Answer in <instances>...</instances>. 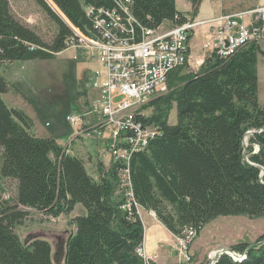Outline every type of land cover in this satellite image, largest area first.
<instances>
[{
    "label": "trees",
    "instance_id": "1",
    "mask_svg": "<svg viewBox=\"0 0 264 264\" xmlns=\"http://www.w3.org/2000/svg\"><path fill=\"white\" fill-rule=\"evenodd\" d=\"M36 1L56 23L57 33L51 43L45 42L14 15L10 0H0V66L42 50H64L76 36L73 27L85 33L93 28L85 6H117L116 0ZM189 1L195 12L201 0ZM129 5L148 27L172 26L189 18L176 0H130ZM260 51L264 53L260 41L253 39L229 56L208 53L197 71H184L185 65L172 73V90L147 103L154 105V112L143 119L159 126L161 133L144 149L132 151L131 187L122 185L118 162L111 160L106 168L98 161L95 177L84 158L53 134L34 132L32 117L2 97L10 81L0 71V179L13 178L17 186L16 197L0 203V264H55L49 240L24 241L16 231L28 214L23 207L57 216L82 204L83 211L71 217L75 229L66 238L65 264H146L138 252L144 224L137 204L153 210L179 236L189 227L199 234L220 215L264 216ZM174 102L177 122L170 123ZM252 129L256 131L249 134L245 153L243 139ZM262 235L255 243L242 241L231 247L242 257L222 253L214 264H264Z\"/></svg>",
    "mask_w": 264,
    "mask_h": 264
},
{
    "label": "built area",
    "instance_id": "2",
    "mask_svg": "<svg viewBox=\"0 0 264 264\" xmlns=\"http://www.w3.org/2000/svg\"><path fill=\"white\" fill-rule=\"evenodd\" d=\"M129 1L116 0L117 6L113 8L87 5L86 13L92 18L93 28L85 33L73 27L76 36L67 41L68 45H84L92 59L104 64L105 78L100 81L103 72L96 69L92 85L99 91L97 97L88 103L87 110L69 113L66 119L77 127L78 134L111 139L106 144L111 160L121 164L118 169L122 185L131 187L132 149H144L150 137L161 133L155 123L144 121L150 115L143 106L172 90V73L189 63L188 35L195 32L197 25L210 23L213 37L208 35L203 49L207 54L218 49L229 56L252 39L263 36L264 4L208 19L188 18L172 26L148 27L134 16ZM129 193L132 194L131 189ZM196 234L189 227L183 237L188 241ZM141 248L138 247V252L144 255ZM184 255L183 261L191 258L188 250Z\"/></svg>",
    "mask_w": 264,
    "mask_h": 264
},
{
    "label": "rangeland",
    "instance_id": "3",
    "mask_svg": "<svg viewBox=\"0 0 264 264\" xmlns=\"http://www.w3.org/2000/svg\"><path fill=\"white\" fill-rule=\"evenodd\" d=\"M228 1L238 3L244 0ZM10 4L12 12L21 22L35 30L45 42L51 43L57 33V25L36 0H10ZM188 4L189 0L177 1V5L181 9ZM192 39L199 41L201 37L197 34ZM199 68V66L188 63L184 67V71H197ZM96 69H100L103 72L99 78L102 81L105 78V66L97 58L92 59L84 45H72L60 52L42 50L35 57L6 61L1 64V73L10 81V88L2 94V97L9 106L20 107L32 117L34 132L41 136L53 134L60 144L65 146L70 141L71 136L78 131H76V126L66 120V116L69 113L81 112L82 109L79 102L84 100L85 91L90 96L93 92L98 95L97 89L92 85ZM257 71L259 76V101L264 105V53L261 51L257 55ZM120 98L116 97V100ZM147 103L143 107L145 112L151 116L154 112V105L147 106ZM97 119H99V116H97ZM47 121L50 122V125H46ZM168 121L170 123L177 122L176 102H174L170 111ZM108 132L109 125L105 126V134L107 135ZM81 137V139H73V144L70 147L72 146L75 153L84 158L89 171L98 177L97 163L99 158L108 160L111 157L106 147L107 142H110L111 139L99 136L96 137L99 141L96 144V138L94 137H90L87 134ZM2 154L3 149L0 147V165ZM92 157L94 158L93 162L90 161ZM16 193V181L13 178L1 177L0 203L3 199H14ZM23 208L28 211V214L21 222L17 223L15 228L20 238L24 241L33 237L46 238L51 242L55 264H65L62 252L66 246V238L75 229V225L71 222V217L80 212V209L75 207L71 212L54 216L33 207ZM221 217L227 220L225 221L226 224L215 230L213 236L212 231H210L212 229L209 226L204 228L201 238L197 241V247H193L191 251L190 245L196 241L199 234L194 235L188 241H186L185 237L177 235L175 243L177 249L183 248L184 251L178 250L174 252L173 262L170 264H210L214 259L212 257L213 252H216V255L217 251L222 248L233 250L231 247L242 241L255 243L264 234V216L250 217L246 214H231L222 215ZM211 240H216L217 242H213L212 248L208 252V249H204V247ZM184 244L186 245L183 246ZM187 250L191 254V258L188 261H183ZM141 252L144 254L140 255L145 262L153 261L148 255L144 241ZM176 254L180 258L182 257L181 263L180 258L179 261L178 258L177 262L175 261Z\"/></svg>",
    "mask_w": 264,
    "mask_h": 264
},
{
    "label": "crops",
    "instance_id": "4",
    "mask_svg": "<svg viewBox=\"0 0 264 264\" xmlns=\"http://www.w3.org/2000/svg\"><path fill=\"white\" fill-rule=\"evenodd\" d=\"M177 1L178 0H176V5H177ZM259 4H264V0H244V1L238 2V3L230 2L228 0H201L200 4H199V6L195 12H193L192 4L190 1H189V4L185 8L181 9L178 7V5H177V8L180 11L187 13L189 15V18L208 19V18L219 16V15L231 14V13H235L237 11L250 9V8L257 6ZM168 22L166 21V23H168ZM213 30L214 29H212V26L210 25V23H202V24L196 26L195 32L190 38L191 41H190L189 64H191V65L193 64L194 66H200L201 63L204 61L207 53H206V50L203 49V43L208 38V35L211 38L213 37V33H212ZM197 34H199L201 37V39L199 41L198 40L195 41L192 39V37L197 35ZM260 44H261L262 49L264 50V48H263V46H264V32H263V36L260 39ZM197 47H199V49H197ZM84 93H85L84 98H83L84 100L81 99L83 101L79 102L81 105V109H82L81 112H84V110L87 108L88 103L92 99L97 97V95L94 94V92L91 94V96L86 91ZM89 99H90V101H89ZM76 131H77V128H76ZM81 136H83V135L78 134L76 132L74 135L71 136L70 141L64 147L68 146V150L72 153H75V150L72 148V146L70 147V145L72 144L73 139H75V138L81 139L82 138ZM98 142L99 141L96 138V144H98ZM255 148L257 149L258 145H255ZM89 155H90V153H89ZM93 159L94 158L92 157L90 161L93 162L94 161ZM98 161H102L104 166L106 168H108L110 163H111V157H109L108 160H104V159L99 158ZM86 166H87V163H86ZM96 176L97 175H95V177ZM76 207L80 209L79 210L80 212L83 211L82 210L83 207L80 206V204H78ZM137 208L139 211V215H140V217L143 221V224H144V229H145V233H144L145 240H144V242H145L146 248L148 250V255L157 264H167L169 261H170L169 264L172 263L173 257H174V255H173L174 252L179 250V249H177V246L175 244L178 236L176 234H174L171 230H169L159 220V218L157 217L156 213L153 210L146 209L145 207H143L141 205H138ZM221 216L222 215L212 219L210 222H208L206 225H204V227L201 229L196 241L193 242L192 245H190V251L192 250L193 247H197V241L199 240V238H201V233H202L204 228L209 226L212 229L210 231H212V236H213L215 230L220 229V227H222V225L226 224L225 221H227V220L223 219V217H221ZM213 242H217V241L211 240L209 243H207V245L204 247V249H208V252H209L212 248ZM171 255H173V256H171ZM175 256H176L175 261L177 262V258L179 261L180 256L178 257L177 254Z\"/></svg>",
    "mask_w": 264,
    "mask_h": 264
},
{
    "label": "water",
    "instance_id": "5",
    "mask_svg": "<svg viewBox=\"0 0 264 264\" xmlns=\"http://www.w3.org/2000/svg\"><path fill=\"white\" fill-rule=\"evenodd\" d=\"M54 9L61 15V17L67 22V23H69V25H71L72 26V24L70 23V21L67 19V17L57 8H55L54 7ZM263 128H261V129H259V130H262ZM254 131H256V129H252V130H248L247 132H246V134H245V136H244V139H243V143H244V147H245V153H246V147H247V145H248V142H247V139H248V136H249V134H251V133H253ZM245 157L247 158V154H245ZM264 173V169L262 168V174ZM65 245H66V243H65ZM65 248H66V246H65ZM65 250L66 249H64L63 250V252H62V255H63V257H64V255H65ZM222 253H229V254H231V255H233L234 257H236V258H240V257H242L241 256V254H238V253H236V251H233V250H231V249H227V248H222V249H220L219 251H217V254L215 255V257H214V259L210 262V264H214L215 263V261H216V259L218 258V256L220 255V254H222ZM242 255H244V254H242ZM54 259V258H53Z\"/></svg>",
    "mask_w": 264,
    "mask_h": 264
},
{
    "label": "bare ground",
    "instance_id": "6",
    "mask_svg": "<svg viewBox=\"0 0 264 264\" xmlns=\"http://www.w3.org/2000/svg\"><path fill=\"white\" fill-rule=\"evenodd\" d=\"M254 8V7H253ZM190 19H192V18H190ZM194 34V31H192L191 32V34L190 35H188V38H189V42H188V45H189V50H190V38H191V36ZM256 39H258V40H260L261 38H256ZM253 40V39H252ZM250 42V41H249ZM248 42V43H249ZM247 44V43H246ZM244 46V45H243ZM242 47V46H241ZM217 52L220 56H224L225 57V55L223 54V53H221V52H219L218 51V49H214L213 50V52ZM213 52H210L209 54H211V53H213ZM235 53V52H234ZM88 108H86L85 110H87ZM156 136H152V137H150V139L149 140H151V139H153V138H155ZM149 140L147 141V145L149 144ZM137 150H142V149H132V151H137ZM215 253L216 252H213L212 253V257H215ZM236 253H238V252H236ZM238 254H242V253H238Z\"/></svg>",
    "mask_w": 264,
    "mask_h": 264
}]
</instances>
